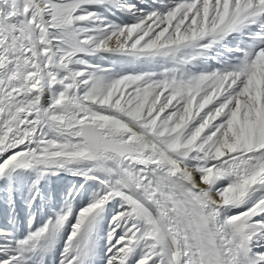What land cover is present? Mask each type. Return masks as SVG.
Here are the masks:
<instances>
[{"label": "snow or ice", "instance_id": "obj_1", "mask_svg": "<svg viewBox=\"0 0 264 264\" xmlns=\"http://www.w3.org/2000/svg\"><path fill=\"white\" fill-rule=\"evenodd\" d=\"M0 264H264V0H0Z\"/></svg>", "mask_w": 264, "mask_h": 264}]
</instances>
